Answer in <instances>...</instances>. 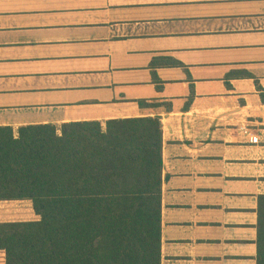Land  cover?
<instances>
[{
	"label": "crops",
	"instance_id": "0c3cea01",
	"mask_svg": "<svg viewBox=\"0 0 264 264\" xmlns=\"http://www.w3.org/2000/svg\"><path fill=\"white\" fill-rule=\"evenodd\" d=\"M150 116L161 264H258L264 0H0V126ZM37 220L0 200V223Z\"/></svg>",
	"mask_w": 264,
	"mask_h": 264
},
{
	"label": "trees",
	"instance_id": "16d2710c",
	"mask_svg": "<svg viewBox=\"0 0 264 264\" xmlns=\"http://www.w3.org/2000/svg\"><path fill=\"white\" fill-rule=\"evenodd\" d=\"M162 127L159 116L31 124L17 136L0 126V200L31 201L39 216L0 223V264H161ZM258 231L264 264V196Z\"/></svg>",
	"mask_w": 264,
	"mask_h": 264
},
{
	"label": "rangeland",
	"instance_id": "374dc122",
	"mask_svg": "<svg viewBox=\"0 0 264 264\" xmlns=\"http://www.w3.org/2000/svg\"><path fill=\"white\" fill-rule=\"evenodd\" d=\"M26 218H27V220H28V219H33L34 217H33V216H30V217L27 216Z\"/></svg>",
	"mask_w": 264,
	"mask_h": 264
},
{
	"label": "built area",
	"instance_id": "2783aa9c",
	"mask_svg": "<svg viewBox=\"0 0 264 264\" xmlns=\"http://www.w3.org/2000/svg\"><path fill=\"white\" fill-rule=\"evenodd\" d=\"M253 141H254V142H255V141H257V138H256V137H254V138H253Z\"/></svg>",
	"mask_w": 264,
	"mask_h": 264
}]
</instances>
